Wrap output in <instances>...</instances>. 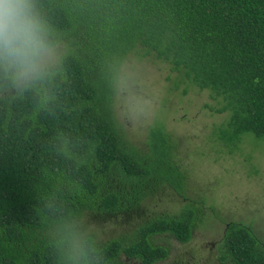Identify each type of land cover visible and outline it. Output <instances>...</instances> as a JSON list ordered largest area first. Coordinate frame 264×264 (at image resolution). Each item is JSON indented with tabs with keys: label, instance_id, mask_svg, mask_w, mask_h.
Listing matches in <instances>:
<instances>
[{
	"label": "trees",
	"instance_id": "trees-1",
	"mask_svg": "<svg viewBox=\"0 0 264 264\" xmlns=\"http://www.w3.org/2000/svg\"><path fill=\"white\" fill-rule=\"evenodd\" d=\"M130 56L208 92L225 116L211 139L229 154L264 142V0H0V264H155L171 251L157 237L191 242L196 200L99 236L166 191L187 198L180 140L155 125L137 146L115 118ZM218 254L264 264V241L230 221Z\"/></svg>",
	"mask_w": 264,
	"mask_h": 264
},
{
	"label": "rangeland",
	"instance_id": "rangeland-1",
	"mask_svg": "<svg viewBox=\"0 0 264 264\" xmlns=\"http://www.w3.org/2000/svg\"><path fill=\"white\" fill-rule=\"evenodd\" d=\"M51 55L46 53L42 62L50 61ZM117 80L115 118L127 139L143 146L149 130L162 125L180 140L179 158L188 171L189 183L187 198L166 191L157 198L158 203H149L125 221L101 222L99 236L130 235L134 226L148 217L179 214L186 201L196 200L205 210L191 242L181 244L167 236L157 237V243L170 244L171 249L168 259L157 264H220V241L230 221L250 225L264 241V142L256 146L247 139L240 150L229 154L211 139L214 127L225 116L205 108L215 105L210 94L194 88L184 94L186 86L154 58L130 56ZM93 224L98 227V223ZM123 259L126 264H141Z\"/></svg>",
	"mask_w": 264,
	"mask_h": 264
},
{
	"label": "flooded vegetation",
	"instance_id": "flooded-vegetation-1",
	"mask_svg": "<svg viewBox=\"0 0 264 264\" xmlns=\"http://www.w3.org/2000/svg\"><path fill=\"white\" fill-rule=\"evenodd\" d=\"M155 264H157V263H155Z\"/></svg>",
	"mask_w": 264,
	"mask_h": 264
}]
</instances>
